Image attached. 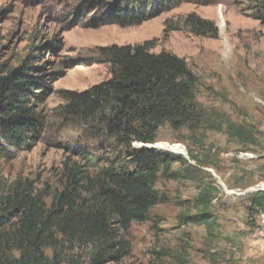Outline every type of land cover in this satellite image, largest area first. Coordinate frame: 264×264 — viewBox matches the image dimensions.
Returning <instances> with one entry per match:
<instances>
[{"label": "rangeland", "instance_id": "obj_1", "mask_svg": "<svg viewBox=\"0 0 264 264\" xmlns=\"http://www.w3.org/2000/svg\"><path fill=\"white\" fill-rule=\"evenodd\" d=\"M83 1L0 0V68L14 67L30 51L38 59L35 65L48 60L55 69L64 66L38 103L45 118L40 139L29 149L10 148L11 155H0V194L17 181L35 190L52 187L65 157L93 148L79 124L54 116L53 108L62 103L58 91L84 90L110 77L106 64L87 59L97 47L147 42L151 52L183 58L197 76L195 95L204 120L194 132L169 124L158 129L149 145L181 158L170 169L189 168L193 178L167 179L159 173L155 187L167 201L153 207L146 221L132 223L130 253L106 264H264V209L252 215L246 210L249 200L264 192V0H174L137 25L83 26L87 18L69 25ZM190 16L212 23L216 33L195 34ZM52 39L61 44L57 56L46 52ZM173 146L183 147L186 156L170 152ZM206 187L214 188L213 234L202 224L178 221L180 213L197 211L193 201ZM159 251L169 255L159 257ZM46 255L48 264H56L52 250ZM59 261L90 264L84 249H65Z\"/></svg>", "mask_w": 264, "mask_h": 264}, {"label": "trees", "instance_id": "obj_2", "mask_svg": "<svg viewBox=\"0 0 264 264\" xmlns=\"http://www.w3.org/2000/svg\"><path fill=\"white\" fill-rule=\"evenodd\" d=\"M174 0H84L73 11L69 25H137ZM202 3V0H195ZM195 34L216 33L215 25L189 17ZM204 24H209L207 27ZM61 44L46 43L57 56ZM33 51V50H32ZM90 62L108 66L110 77L84 90L61 89L56 118L79 124L92 149H77L54 174L52 187L35 190L15 182L0 194V264H48L52 250L56 264L65 249L88 251L90 264L120 261L130 253L127 232L143 222L150 210L167 201L155 187L158 175L167 179L193 178L189 168L171 170L181 158L140 145L153 144L158 129L196 131L203 110L196 100L197 76L176 54L150 51L142 44H110L96 48ZM68 62L65 63V68ZM32 52L14 67L0 68V155L9 149H29L40 139L45 118L38 103L63 74L52 61L35 65ZM80 59L74 60L77 64ZM56 66V65H55ZM237 135L245 132L239 129ZM214 188L206 187L193 201L195 213H180V224H202L213 234L216 220L209 211ZM49 198V201H46ZM264 209V192L249 200V215ZM159 257L168 252L157 253Z\"/></svg>", "mask_w": 264, "mask_h": 264}, {"label": "bare ground", "instance_id": "obj_3", "mask_svg": "<svg viewBox=\"0 0 264 264\" xmlns=\"http://www.w3.org/2000/svg\"><path fill=\"white\" fill-rule=\"evenodd\" d=\"M221 17V16H220ZM222 20V19H221ZM142 35V34H141ZM73 86H76V83L73 84ZM170 152L174 153V154H180V155H184L186 156V151L183 147L180 146H173V147H169Z\"/></svg>", "mask_w": 264, "mask_h": 264}, {"label": "water", "instance_id": "obj_4", "mask_svg": "<svg viewBox=\"0 0 264 264\" xmlns=\"http://www.w3.org/2000/svg\"><path fill=\"white\" fill-rule=\"evenodd\" d=\"M140 146H143V147H146V148H154V146H152V145H140Z\"/></svg>", "mask_w": 264, "mask_h": 264}]
</instances>
